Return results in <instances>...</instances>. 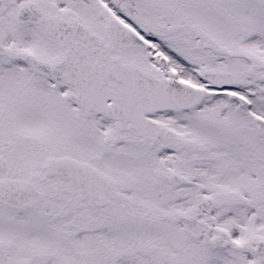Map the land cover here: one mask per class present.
<instances>
[{
  "label": "flooded vegetation",
  "instance_id": "obj_1",
  "mask_svg": "<svg viewBox=\"0 0 264 264\" xmlns=\"http://www.w3.org/2000/svg\"><path fill=\"white\" fill-rule=\"evenodd\" d=\"M227 1L0 0V45L12 52H29L34 57L50 62L56 61L63 53L60 40L49 35L46 27L37 22L19 19L23 8L29 7L33 17L40 10L47 16L74 23L78 35L83 38L82 29L94 34L98 40L94 47L97 57L102 52L109 60L135 63L157 78H171L175 74L183 80L184 71L201 59L195 57L197 53L210 52L216 59L232 62L234 66L237 64L236 54L227 42L229 37L214 27L216 6H224L225 8L220 9H226ZM89 39L88 34L86 40ZM234 72L238 77L248 75L247 72L238 71L236 66ZM50 92L56 99L53 104H47ZM76 93L74 89L57 84L55 79L41 74L28 59L16 54L10 56L0 53V179H30L31 174L38 171V165L50 158L52 148L55 147L49 139L50 130L61 131L66 140L83 134L92 138L93 130L85 126L84 118L98 115L93 110L88 112L80 108L72 98ZM36 111H43L47 116L40 118L41 124L35 129L33 123L27 124L26 119ZM167 113L186 115L182 112ZM108 121L110 128L115 131L110 140L111 148L121 152L112 160L114 169L134 166L129 164L125 155L129 140L138 139L144 145L151 143L148 147L150 149H154L163 140L162 131L159 139L153 141L148 136L138 137L126 129L120 130L115 119ZM17 122L23 127L16 128ZM167 123L162 122V126L167 127V132H171L172 126L168 121ZM172 143L167 141V144L158 145L157 149L161 151V147L168 148ZM76 156H80L78 147ZM97 158L98 161L101 160L98 153ZM93 159L95 161L96 156ZM153 160L152 163L165 165L159 169L158 174L163 181L169 182L170 173L176 171L170 170L159 158L155 160L154 157ZM112 165L109 161L108 168H101L108 171L109 168L112 169ZM98 168L102 170L99 166ZM112 173L122 192L127 184L126 180L121 179L117 173ZM32 184L43 191L42 201L21 208L8 206L0 201V221H4L0 226L15 225V228L0 231V264H121L107 262L103 258L94 259L85 253L70 260L76 251L73 244L54 236L55 240L46 249L45 244L48 243H45L44 238L29 237L32 228L42 231V214L46 223H49L52 215H62L66 213L63 212L64 208H67L68 216L75 220L79 209L82 210L88 204V199L79 188L58 177L42 175L40 180H32ZM166 184L162 182V187L166 188ZM171 184L176 186L177 193L183 192V184L173 181ZM128 185L131 187L130 181ZM124 195L121 197L124 202L132 206L140 204L139 197L130 196L129 193ZM70 197H75L74 202ZM70 206L75 207L70 209ZM209 223L211 233L202 238L163 241L170 245L168 247L151 243L148 248L139 246L135 247L134 252L126 251L127 257H131L127 264H150L154 259L152 253L166 258L170 264H213L212 260L214 264H264V249L258 250L257 246L238 249L232 241L231 233L220 229L223 225L214 220V216ZM49 228L54 231L52 226ZM216 238L219 244L214 243Z\"/></svg>",
  "mask_w": 264,
  "mask_h": 264
},
{
  "label": "rangeland",
  "instance_id": "obj_2",
  "mask_svg": "<svg viewBox=\"0 0 264 264\" xmlns=\"http://www.w3.org/2000/svg\"><path fill=\"white\" fill-rule=\"evenodd\" d=\"M234 1L228 0L227 8L223 10L220 8H225L224 6H216L214 27L230 33L234 43L238 46L240 45V47L234 46L239 52L250 54V61L241 59L240 66L237 64L235 66L240 71L245 68L247 71L253 72L252 76L245 79L251 88L253 87L257 90V95L252 99L251 106L249 108L243 106L239 108V102L232 99L229 100L227 94L221 93L213 101L206 102L196 111L189 112L188 118L171 114L158 116L161 122L168 124V121L170 123L174 135L161 126L163 140L157 144L156 148L158 145L167 144V141L173 142L174 144L172 143V145L174 147H169L157 155V149H154L149 158L159 157L167 166H172L179 172H185L194 180L190 186L186 185L181 188L183 190L181 194L173 191L175 185L171 184V181L161 180L163 183H167V190L161 189L155 199L148 198L147 195L144 196L143 193L139 192L137 184L140 179L139 174L142 172L146 173L147 181L160 187L157 171L165 165L161 163L148 164L151 160L148 158V153L146 155L144 151L148 150L146 146H149V144L147 143L146 146L141 144L144 149L142 150L139 145H130L134 141L129 140L125 155L128 157L129 164L134 166L127 169H114L112 160L115 155L118 156L121 152L116 148H111L110 138L112 135L109 132V121L106 119L99 120L95 117L84 118L85 126L93 130V135H96V137L85 143L82 151H80V143H78V152L82 158L92 160L93 157L91 156L98 153L101 159L99 162L102 163L103 166H101L104 168L108 166L110 161L112 172L117 173L121 179H125L127 182L124 187V193L139 197L138 200L140 199L142 202L133 206L127 203L125 207L117 203L104 210L105 217L102 222L98 221L100 228L97 232L78 235L81 241L80 244L77 243L75 254L69 258L70 260L93 250L91 247H104L98 251L108 250L111 255L109 261L115 263L116 253L119 250L124 253L125 251H133L135 247L139 246L148 248V244L151 243L161 245L163 241L173 242V240H169L168 234L166 237L161 238L162 231H171V233L176 234L174 230H181L180 226L174 223L168 214L174 210H186L194 202L201 201L204 196L209 194L212 196L215 191L217 192H215L214 220L216 219L220 223L225 224L230 223L232 227L236 228V235L244 233L238 227L240 223L247 228V223L249 225L251 222H255L252 220L253 218L260 217L257 224L264 222V134L258 131V124L253 118V113L264 114V0ZM248 31L251 32L246 34L247 37H242ZM242 46L253 50L248 51L249 49L242 48ZM259 51L262 52L260 53ZM197 56L201 57V59L184 71L185 79L190 78L193 82L197 81L195 80V72L191 70L192 66L197 65L206 66L207 64L209 68L235 70L232 62L227 63L221 58L216 59L210 52L197 53L195 57ZM49 95L47 104L55 103L56 99H54L53 93L50 92ZM44 116H47V113L36 111L27 117L26 122L27 124L33 123L36 129L41 124L40 118ZM15 127L22 128L23 125L17 122ZM176 132L179 134H176ZM51 142L55 143V141ZM66 147L69 148V146ZM52 150L51 153H61L54 146ZM236 157H241L242 164L234 165L232 160ZM39 167L40 164L38 165ZM254 170L256 173L253 176L249 175ZM128 181L131 182V187L128 185ZM243 185H247L246 193L239 188V186L243 187ZM127 186L129 189L125 191ZM170 186L173 188L168 189ZM235 188L237 189V194L230 195L229 193L234 192L230 191V189ZM244 198L246 202H244ZM66 210L64 211L67 212ZM84 213L85 211L81 209H79V213H76L77 226L83 225L82 220L86 219L82 216ZM124 213L129 215L127 220H140L134 224L130 223L132 231H139L129 235L130 238L126 234L119 235L117 225L113 223V219L126 215ZM41 217L43 218L42 222L46 226L41 228V232L32 228L29 232V237L44 238L48 242V244H45L46 249L53 242V239L49 236L50 232L60 235L67 234L73 237L77 236H74L71 232H53L49 228V226L61 228L64 225L73 227L75 222H71V218L69 219L66 213L55 217L52 215V222L50 221V223H46L44 214ZM92 222L93 220H90L88 225H91ZM3 224L4 221H0V225ZM88 227L89 230H94L93 226ZM169 227H172V229ZM11 228H15V225L0 226V231L10 230ZM85 238L87 239L86 247L83 245ZM162 245L166 246V244ZM127 258L122 259L120 263L127 264L131 261V257ZM166 262L170 264L168 260H165L163 264H166ZM74 264L76 263L74 262Z\"/></svg>",
  "mask_w": 264,
  "mask_h": 264
},
{
  "label": "water",
  "instance_id": "obj_3",
  "mask_svg": "<svg viewBox=\"0 0 264 264\" xmlns=\"http://www.w3.org/2000/svg\"><path fill=\"white\" fill-rule=\"evenodd\" d=\"M40 23L46 24L49 32L51 34L61 36V31L56 30L53 31V29H57V26L60 25V20L58 19H53L49 17H40L39 19ZM55 26V28H54ZM56 32V33H55ZM70 34H74L73 31H71ZM94 38L90 37V43L93 41ZM89 44V43H88ZM92 44V43H91ZM64 49L69 51L67 55L65 56L66 58L72 59L75 57L73 55L72 50L74 49V44L72 43L71 40H69L68 43H62ZM78 56V55H76ZM80 57V56H79ZM92 58H95L92 56ZM95 61L93 65V72H98L96 77L101 78L102 75H100V72L102 71L103 68L106 69H115L116 71H123L122 73L119 72V75L122 74H127L130 76L133 75H138V76H148L151 77V75L147 73H142L136 68H129L125 69L126 67L129 66H123L117 61H107L103 56H101L99 59H94ZM35 63L37 67L44 73L48 74L49 76H53L51 72L52 67H47L46 64L42 61L35 60ZM96 64V65H95ZM109 72H113L112 70ZM223 75H219L216 77H213L214 79H219V77H222ZM148 84V85H147ZM144 85H134L133 89H136L137 91H140L141 94H144L149 98L147 102L144 104L143 101L141 102V105L143 107L146 106V108L153 107L156 108V106H170L172 109L178 110L180 108L187 109L190 107H194L199 104V102L203 98V93L202 90H194L195 88H192L190 85L186 84H181V85H175V84H168V83H157V82H150ZM146 91V92H145ZM187 95V96H186ZM83 97H85V102H82V105L85 106L86 108L90 107L91 105L93 106L94 103L102 101L103 97H105V101H108L107 99L111 98L109 94L103 93V90L101 91L98 90H89L87 92L83 93ZM93 97V98H92ZM91 101H88V99H91ZM113 100V99H112ZM104 103V101H102ZM140 107V105L138 106ZM103 112H107L108 114L109 111L108 109H104ZM47 169L49 173L51 174H59L63 175L66 178H71L72 180L76 181L78 184H81L83 187V190L86 191L87 194H89L94 200L101 199V203L106 201V197L108 193L114 194L115 188H114V182L112 181L111 178H109L106 174H102L96 169L92 168L88 164L85 163H80L75 160H70L69 158H61V159H51L47 163ZM35 176H40V175H35ZM23 184L21 182H12L7 184V187L9 189H13L17 192L16 195L14 194H7V193H2L0 192V198L4 200L5 202L17 204L16 202L20 201V196L18 193L21 190H24ZM97 185L99 187L97 188ZM101 188H103L104 194H101ZM100 189V190H99ZM36 197H41L39 194H36ZM13 198H18L17 200H12ZM19 203V202H18ZM18 205V204H17ZM198 208L193 207L194 214L196 215L198 211H196ZM199 210V209H198ZM201 212V211H200ZM182 220L187 221L189 224L187 226L189 229L192 231L194 226H196V223L193 224V222L190 220L188 221L187 219L183 218Z\"/></svg>",
  "mask_w": 264,
  "mask_h": 264
}]
</instances>
